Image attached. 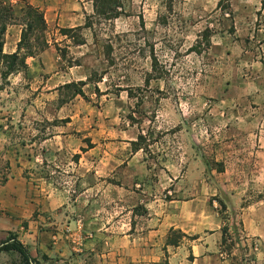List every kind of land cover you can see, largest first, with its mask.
<instances>
[{
  "label": "crops",
  "instance_id": "1",
  "mask_svg": "<svg viewBox=\"0 0 264 264\" xmlns=\"http://www.w3.org/2000/svg\"><path fill=\"white\" fill-rule=\"evenodd\" d=\"M1 1L20 21L28 7L40 10L49 46L0 77V244L14 236L41 264H264V103L242 115L246 135L227 146L221 171L212 170L217 180H137L138 153L122 168L128 146L74 148V139L87 138L66 113L74 100L48 110L60 91L87 85L63 70L56 46L73 45L62 30L89 28L95 0ZM23 32L21 22L8 28L4 54L26 55ZM23 88L36 92L20 93V113L9 111ZM110 173L116 180H106ZM234 224L239 242L228 251L224 228L232 234Z\"/></svg>",
  "mask_w": 264,
  "mask_h": 264
},
{
  "label": "rangeland",
  "instance_id": "2",
  "mask_svg": "<svg viewBox=\"0 0 264 264\" xmlns=\"http://www.w3.org/2000/svg\"><path fill=\"white\" fill-rule=\"evenodd\" d=\"M121 6L114 8L118 18L96 14L86 31L65 33L70 47L87 45L80 53L59 41L63 70L72 68L75 82L88 81L60 91L48 110L74 100L66 113L77 116L74 129L87 137L74 139V148L97 144L110 153L128 146L120 149L122 168L138 153L137 180H217L212 170L221 171L227 146L246 135L242 115L264 103L263 0H121ZM34 92H15L9 111L20 113L19 94L28 99ZM229 236L228 249L235 242ZM2 261L15 264L17 256L3 253Z\"/></svg>",
  "mask_w": 264,
  "mask_h": 264
},
{
  "label": "trees",
  "instance_id": "3",
  "mask_svg": "<svg viewBox=\"0 0 264 264\" xmlns=\"http://www.w3.org/2000/svg\"><path fill=\"white\" fill-rule=\"evenodd\" d=\"M101 0H95V9L96 14L98 15H107L108 13H113V18H118L119 13L114 11V8H121V0H102L106 2L104 5L99 4ZM264 5V0H263ZM24 26V32L22 35V41L19 48L26 49L27 53L25 56L21 57L18 54L6 55L4 54V45L6 34L8 28L12 25L20 23ZM87 27L89 25L87 24ZM47 24L44 18L43 13L35 8L28 7L24 13L21 21L20 18L15 13L14 6L6 2H0V77L4 81L20 71V69L26 66V58L36 56L37 53L45 51L49 44L46 39L47 36ZM62 33H69L70 31L62 30ZM34 39L37 51H34L33 45H31V40ZM74 87V86H73ZM78 95L83 96V92L80 91ZM223 211H226V206L222 205ZM226 219V218H224ZM240 225L234 224L232 234H234L235 242L231 247L235 246L236 242H239V230ZM231 240L229 236V227L224 228V240L223 244L226 246L228 251H231V247L228 249V242ZM3 253H12L17 256V262L15 264H41L39 261L34 259L28 249L20 243L14 236L9 237L7 240L3 241L0 244V254Z\"/></svg>",
  "mask_w": 264,
  "mask_h": 264
}]
</instances>
